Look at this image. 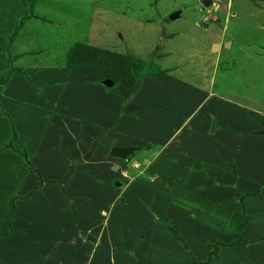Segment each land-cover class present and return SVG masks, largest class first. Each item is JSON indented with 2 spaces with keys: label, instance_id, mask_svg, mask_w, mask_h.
I'll return each instance as SVG.
<instances>
[{
  "label": "rangeland",
  "instance_id": "1",
  "mask_svg": "<svg viewBox=\"0 0 264 264\" xmlns=\"http://www.w3.org/2000/svg\"><path fill=\"white\" fill-rule=\"evenodd\" d=\"M201 1L0 0V63L4 61L7 64L6 68L0 67L1 227L8 213L7 210L2 221L3 207L7 201L9 205V198L18 196L19 190L24 189L22 181L26 170L28 174L32 173L22 154L26 155L29 167L32 168L33 164L41 177L47 179L60 177V170L66 166V161L68 168L73 164L63 151L43 150L33 156L30 148L36 145L33 139L41 137L43 124L36 113L30 111L32 108L22 109L18 102L19 99L33 100L34 96L30 97L28 92L36 91L37 94L40 83L48 89L59 85L60 77L66 75L62 72L64 54L75 43H86L122 55L123 59L141 66V73L150 74V78L157 77L159 83L163 79L158 76L169 72L168 77L183 82L190 88V93L183 86L168 85L167 95L162 91L159 95L170 97L177 92L178 97L183 96V105L179 103L185 112L200 100L199 89L203 90L202 98L209 92L233 102H241L245 98L250 110L264 115V30L260 29L264 26V6L259 7L263 12L255 7L257 1L264 0H228L227 5H223L222 0H210L208 7H204ZM174 12H179L178 16L169 20V15ZM20 21L23 24L15 33ZM226 42H230L228 47ZM213 44L219 45L218 50L217 46L212 49ZM8 71H11L9 77ZM51 72L54 74L51 75ZM77 75L80 79L81 75ZM104 79L110 78L105 75ZM133 80L128 100L137 94L135 92L145 84L146 78L136 81L133 77ZM9 81L13 84L9 85ZM149 84L143 90L144 98L140 101L145 106L147 100L156 99ZM85 86L74 82L71 89L80 93L86 90ZM22 87L27 89L25 93L20 91ZM89 89L101 102V92L91 86ZM55 94L54 90L50 92L44 103L51 102ZM79 103L74 109L82 106L83 102ZM93 108L88 107L82 115L87 117L94 113ZM148 109L152 110L148 107L143 113L151 111ZM228 116L235 120L232 113ZM88 125L97 128L95 123ZM74 126L65 125L63 129L58 125L50 132H60L59 138L63 141L66 137L64 131L74 129ZM139 132L145 131L140 129ZM247 147L249 153L252 150L263 152L261 146L254 147L252 142ZM139 155L132 154L128 164L119 162L122 167L125 166V176H116L109 185L115 188L118 182L122 188L124 186L121 200H125L106 208L103 211L105 215L100 213L85 218L87 223L84 228L87 230H79L73 225L64 228L68 224L55 210L52 217L59 226L53 238H59L57 241L62 239V245L57 247L58 257L63 253L65 262H80L88 254L90 264H189L191 259L198 264L207 259V264H264V240L253 242L264 237V199L259 202L251 199L246 228L244 226L241 232L230 231L235 228L230 224L232 214L242 208L239 202L242 195L233 184L235 175L233 177L232 173L235 172L232 167L230 174L191 167L193 174L186 178L184 162L176 157L168 158V162L161 160L154 165L158 177L152 181V174L149 172L147 176V170L142 171L143 154ZM30 157L32 160L28 161ZM262 158V154L259 155L258 162ZM105 161L107 159L99 166L103 173ZM136 171L141 177H136ZM27 178L25 185L31 182ZM76 180L77 183L89 182L81 176ZM225 180L229 183L224 184ZM218 182L220 186L216 187ZM150 183L157 184V198L154 200L150 199L146 190L152 185ZM84 187L91 198L98 196L92 188ZM230 189L238 194L228 199ZM170 194L173 196L168 202ZM104 199L106 201V197ZM92 205L93 202L90 207ZM254 210L256 213H252ZM67 211H74L73 206ZM39 224L43 225V221L40 220ZM38 236L42 242L48 239ZM87 237L95 239V242L87 240ZM81 239L83 243H80ZM244 239L247 244L238 242ZM45 246L47 248V243Z\"/></svg>",
  "mask_w": 264,
  "mask_h": 264
},
{
  "label": "crops",
  "instance_id": "2",
  "mask_svg": "<svg viewBox=\"0 0 264 264\" xmlns=\"http://www.w3.org/2000/svg\"><path fill=\"white\" fill-rule=\"evenodd\" d=\"M244 1L246 2V0ZM261 6H264V1H257L255 7L258 8L259 12H263V9L259 8ZM260 29L264 30V26H260ZM2 66L6 68L7 64L3 61L0 63V67ZM63 70L62 72L66 75L60 77L58 82L60 86L48 89L44 83L38 81L40 83L39 88L42 87V89L39 90L38 88L37 94H35L36 91L28 92L29 96H34L36 101L31 99L27 102L19 99L18 104L21 105L22 109L32 108L30 111H34L33 113H36V117L38 116L39 121L43 124L41 134L39 133L41 137L33 139V143L36 145L30 148L33 156L39 155L43 150L57 153L63 151L68 161L73 162L68 168L69 163L65 159L66 166H62L61 176L53 179L41 177L38 169L31 164L33 170L41 179L51 181L62 179L68 171L71 174L63 185L58 186L44 182L39 188L38 196L25 198L24 195L33 189L37 181V175L33 172L29 175L28 170H26L27 173L22 181L24 189L19 190L18 196L15 195L8 199L9 205L8 201L6 205L9 207L5 205L1 212V220L3 221L7 210L9 213L10 205L13 206L9 234L8 236H0V264H56L57 262L60 264H90L91 260H89L88 254L80 262L72 260L65 262V254L63 255V253L60 257L57 256V247L62 245V239L57 241L59 238H53L56 227L59 225L52 215H55V210H57L61 220L68 224L64 228L73 225L74 228L79 230L81 228L82 230L87 223L85 218L94 217L100 213L105 215L103 211L106 208H111L112 205L114 207L116 203L121 204L120 202H123L124 199L121 200V195L125 187L122 188L116 182L117 186H114L116 188L114 190L115 188L108 184L97 181L95 176L108 182L117 178L116 176L124 178L125 166L122 167L119 162L123 163L126 158H131L132 154L136 153L143 154L141 163L144 168L142 171L147 170V176L150 172L152 181L153 178L157 179L158 177L154 171V165L162 162L161 160L168 162V158L176 157L184 162L186 178L193 174L190 170L191 167H196L201 171L206 168L215 172H228L230 174L229 167L231 166L235 172L233 184L237 186L242 197L248 195L240 206L244 208L248 218L250 215L248 204L251 199H254V202L264 199V191H261L264 188V137L260 135V131L264 129V115L254 109L250 110L247 107L248 100L245 98L241 102H233L229 98L215 95L214 92H209L202 98L203 90L198 89L200 100L192 109L185 112L181 106V104L183 105V96L182 98L178 97L177 92L170 97L159 95L161 91L167 95L168 89L166 87L168 85L183 86L182 88L187 89L190 93V88L183 82L168 77L167 73L169 72L158 76L160 80L163 79V83H159L155 76L146 78L145 84H142L135 92L137 94L128 100L127 98L131 95L129 88L116 86L115 91L117 93L109 91L112 95L108 93V90H105L101 83L105 78L103 74L75 69L64 68ZM53 74L51 72V75ZM77 74L81 75L80 79L77 78ZM16 76L18 77L19 74L17 73ZM52 79L54 80V78ZM78 81L84 86L86 85L84 87L86 90L74 93L71 85L74 82L79 83ZM10 83L13 84L9 81V85ZM148 83H150L149 87L156 95V99L147 100L145 106L140 101L144 98L143 90H146ZM89 85L93 90L96 89L101 92H99L102 95L101 102L94 97ZM19 89H22L20 91H24L23 93L27 90L25 87ZM51 90L56 93L54 99L44 103L45 97L52 92ZM79 101L83 102L81 103L82 106L79 105L78 109H74L80 104ZM34 103L35 105H33ZM88 107H94V113L85 117L82 113H85ZM148 107H151L152 110L143 113L144 109L147 110ZM229 113L233 114L235 120L230 119ZM89 123H95L97 128L88 125ZM58 125L63 129L66 128L65 125H75V128H67L64 131L66 137L61 141L60 132H50L54 126ZM140 129L145 132L140 133ZM249 142L254 143V147L261 146L263 152L252 150L249 153L247 147ZM90 144L95 145L92 150L89 149ZM112 148H133L135 150L121 160L110 157L109 152ZM261 154L263 158L258 162V157ZM86 155L89 156L84 159ZM106 159L105 173H103L99 166ZM29 160L31 161L32 157ZM137 174L136 177H141V174L138 172ZM80 176L88 179L89 182L79 181L80 183H77L76 179ZM211 176L213 175L211 174ZM27 177L31 182L25 185L24 181L28 179ZM213 177L215 178V176ZM157 182L159 183L160 180ZM228 183L229 181L225 180L224 184ZM150 184L152 185L146 190L150 193L151 198H149L154 200L157 198L155 190L157 184ZM84 185L96 191L98 196L94 199L91 198L90 192L85 190ZM219 186L220 183L218 182L216 187ZM230 190L228 199L238 194L236 190ZM234 191L235 194H233ZM172 196L169 195L168 202L171 201ZM103 197H106V201L103 200ZM92 202L93 205L90 207ZM71 205L74 211L68 213L67 209H70ZM252 213H256V210ZM40 220L43 221V225L39 224ZM35 221H37L36 225H34ZM1 224L2 222H0L2 229ZM246 226L247 224L245 228ZM38 235L47 237L48 239L45 238L47 241H40ZM78 237L80 236L78 235ZM58 242L59 244H57ZM80 243H83L82 239Z\"/></svg>",
  "mask_w": 264,
  "mask_h": 264
},
{
  "label": "trees",
  "instance_id": "3",
  "mask_svg": "<svg viewBox=\"0 0 264 264\" xmlns=\"http://www.w3.org/2000/svg\"><path fill=\"white\" fill-rule=\"evenodd\" d=\"M23 24V22H19L18 25L16 26V29L14 30L15 33L17 32L18 28ZM65 60L63 63V67L68 70H82V71H87V72H94V73H99L103 75H107L110 80L113 81V85L111 88L107 89L108 92L112 91L114 93H117L115 91L116 86H123L126 88H131L134 80L133 77H135L136 81H142V79L145 78H150V74L144 72L141 73V66L139 67L138 64H134V61L129 62V60L123 59L122 55H119L115 52H108L106 50H102L99 48H96L94 46H90L86 43H75L73 44L69 50L64 54ZM125 60L127 62H125ZM84 62V64H82ZM11 74V71L7 72V76ZM139 88V87H138ZM151 110V109H148ZM12 138H13V132H12ZM11 141L9 142L10 147ZM25 164H27L28 169L30 172H33L34 174L37 175V181L33 187V189L24 195L25 198H29L32 196H38L39 195V188L40 186L46 182L54 185H62L64 184L67 179L70 176V171H68L62 179L60 180H43L38 176L37 172L33 170L31 167H29L27 160H26V155L22 154ZM129 158H126L123 163H126ZM128 164V162H127ZM26 166V167H27ZM231 166L229 167L230 171ZM231 172V171H230ZM232 173V172H231ZM232 176L234 177V173H232ZM95 179L101 183H105L108 185H112L111 181H106L100 177L95 176ZM264 191V188L261 190ZM248 197V195H245L244 197L241 196L239 202L242 205L244 198ZM12 211H13V206L10 205V210L8 213V216L6 218V221L0 231V236H8L9 230H10V221L12 218ZM246 223V212L244 211L243 207L241 208V211L238 213H234L231 216L230 219V224L234 226V229H230L231 232H241L243 231V227L245 226ZM174 234V232H172ZM264 240V237L257 238L253 242H259ZM242 241V242H241ZM238 241L240 244H247V242L244 240ZM216 247H214L215 249ZM209 256H211V253H209ZM209 258V257H208ZM208 259L206 262L202 264H207ZM189 264H198L194 262L192 259Z\"/></svg>",
  "mask_w": 264,
  "mask_h": 264
},
{
  "label": "water",
  "instance_id": "4",
  "mask_svg": "<svg viewBox=\"0 0 264 264\" xmlns=\"http://www.w3.org/2000/svg\"><path fill=\"white\" fill-rule=\"evenodd\" d=\"M201 3H202V5H203L204 7H208V6L210 5V0H202ZM226 3H227V0H222V4H223V5H226ZM178 14H179V12H174V13L170 14L169 17H168L169 20H173V19H175V18L178 16ZM216 46L218 47L219 45H217V44H213V45H212V49L215 48ZM225 46L228 47V46H229V43L226 42V43H225ZM102 85H103L106 89H109V88L112 87L113 82H112L111 80H109V79H106V80H104V81L102 82ZM260 135H261L262 137H264V129H262V130L260 131ZM94 146H95V145L93 144L92 147H91V150L94 148ZM134 150H135V149H133V148H126V149L112 148L111 151L109 152V155H110V157H113V158H117V159H121V160H123L126 156L130 155ZM88 156H89V155H86V156L84 157V159H86ZM115 186H117V185H115ZM87 240L91 241L92 243L95 242V239H93V238H91V237H87Z\"/></svg>",
  "mask_w": 264,
  "mask_h": 264
},
{
  "label": "clouds",
  "instance_id": "5",
  "mask_svg": "<svg viewBox=\"0 0 264 264\" xmlns=\"http://www.w3.org/2000/svg\"><path fill=\"white\" fill-rule=\"evenodd\" d=\"M104 80H106V79H103V81H104ZM109 80H110V79H109ZM103 81H101V83H102ZM111 81H112V80H111ZM112 82H113V81H112Z\"/></svg>",
  "mask_w": 264,
  "mask_h": 264
},
{
  "label": "flooded vegetation",
  "instance_id": "6",
  "mask_svg": "<svg viewBox=\"0 0 264 264\" xmlns=\"http://www.w3.org/2000/svg\"><path fill=\"white\" fill-rule=\"evenodd\" d=\"M227 2H228V0H227ZM226 5H227V3H226Z\"/></svg>",
  "mask_w": 264,
  "mask_h": 264
}]
</instances>
